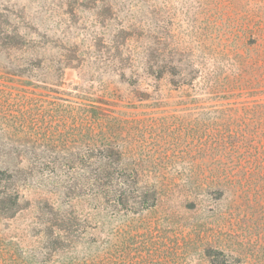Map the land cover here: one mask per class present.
<instances>
[{"label": "rangeland", "instance_id": "rangeland-1", "mask_svg": "<svg viewBox=\"0 0 264 264\" xmlns=\"http://www.w3.org/2000/svg\"><path fill=\"white\" fill-rule=\"evenodd\" d=\"M0 13V264H264V0Z\"/></svg>", "mask_w": 264, "mask_h": 264}, {"label": "trees", "instance_id": "trees-1", "mask_svg": "<svg viewBox=\"0 0 264 264\" xmlns=\"http://www.w3.org/2000/svg\"><path fill=\"white\" fill-rule=\"evenodd\" d=\"M1 14V13H0ZM19 37V34L10 27L9 22H1L0 20V47L10 44L13 46L12 40Z\"/></svg>", "mask_w": 264, "mask_h": 264}]
</instances>
